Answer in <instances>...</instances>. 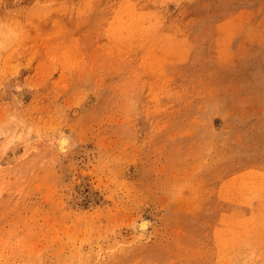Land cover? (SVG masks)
Masks as SVG:
<instances>
[{
  "label": "rangeland",
  "instance_id": "obj_1",
  "mask_svg": "<svg viewBox=\"0 0 264 264\" xmlns=\"http://www.w3.org/2000/svg\"><path fill=\"white\" fill-rule=\"evenodd\" d=\"M0 264H264V0H0Z\"/></svg>",
  "mask_w": 264,
  "mask_h": 264
},
{
  "label": "bare ground",
  "instance_id": "obj_2",
  "mask_svg": "<svg viewBox=\"0 0 264 264\" xmlns=\"http://www.w3.org/2000/svg\"><path fill=\"white\" fill-rule=\"evenodd\" d=\"M58 149L61 152H67V150L69 149L70 145H69V138L68 136L63 133L60 135L59 139H58ZM140 231L142 233H147L148 229H149V223L147 221H142L139 225H138Z\"/></svg>",
  "mask_w": 264,
  "mask_h": 264
}]
</instances>
